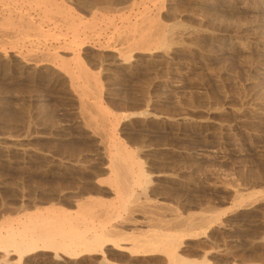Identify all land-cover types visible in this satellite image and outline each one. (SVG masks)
<instances>
[{"label":"rangeland","instance_id":"374dc122","mask_svg":"<svg viewBox=\"0 0 264 264\" xmlns=\"http://www.w3.org/2000/svg\"><path fill=\"white\" fill-rule=\"evenodd\" d=\"M11 1L0 0V9L30 15L38 25L27 1ZM55 1L71 9L76 39L59 23L60 29L40 22L46 36L40 39L0 30V109L15 113L14 127L0 128V220L51 205L73 212L87 197L113 200L100 136L85 127L68 78L41 56L27 61L76 41L85 43L79 59L103 87L101 104L123 118L116 140L150 181L134 192L151 208L132 219L209 218L226 210L205 224L207 232L196 226L193 237L183 238L180 255L199 264H264V0H165L160 21L172 43L133 52L112 67L105 64L115 59L111 51L120 48L129 14L133 22L144 9L155 10L156 1ZM104 248L78 257L37 252L20 263L18 255L0 252V264H167L163 255Z\"/></svg>","mask_w":264,"mask_h":264},{"label":"bare ground","instance_id":"6f19581e","mask_svg":"<svg viewBox=\"0 0 264 264\" xmlns=\"http://www.w3.org/2000/svg\"><path fill=\"white\" fill-rule=\"evenodd\" d=\"M25 1L32 9L31 11H34L35 15L40 18L41 23L48 22L47 24L51 23L54 26L59 23L71 31L72 34H76L74 39L77 38L79 25L70 13L71 9L66 8L67 5L64 6V4L54 2V0ZM11 2H14V0ZM153 2H155V10L143 8L144 11L138 17H135L136 20L134 18L135 21L131 22L129 14L128 20H125L127 23L126 32L121 30H118L122 32L120 34L116 32L119 34L117 41L121 43L120 48L114 46L115 49L111 52L115 53V59L112 62H107L106 67H112L118 61L126 62L133 52L148 53L152 50V47L154 49L164 48L172 43L167 37L168 28L160 21L161 10L166 2L165 0H154ZM40 22L35 25L30 15L26 16V14L10 10L7 7L0 9V30H2L1 28L5 30L19 29L23 31L21 33L33 34L32 37L46 38L45 33L41 30L40 26L42 25ZM59 26L55 27L60 29ZM84 44L72 41L70 44L66 43L59 48H54L52 51L46 50V52H40L37 55L30 54L27 61L31 62L41 56V58L39 57L41 62L48 64L50 67L52 66L53 69L57 68L58 71L64 72L63 74L68 78L70 87L78 95L79 100H77L80 102V108L87 118L88 126L85 127L92 130L94 137L95 135L100 136L99 143H101L102 155L106 161V166L103 169L108 174L104 184L113 195V200L109 203L98 198L87 197L78 199L73 204L75 208L73 212L55 208L51 205L25 212L14 218H3L0 220V252H4L6 256L10 254L18 255L17 262L20 263L25 256L37 252L48 251L53 252L56 256L62 254L67 257H78L93 253L98 254L102 252L104 247L111 246L114 251H130L141 256L163 255L167 259V264H199L186 260L180 255L179 250L182 241L195 235L194 230L198 228L196 226H203L204 228H201L203 230L209 229L206 228L205 224L218 221L220 216L221 218L224 216L226 210L224 209L225 212L223 210L214 212L215 214H211V218V215L209 218L203 215H189L187 218H181L170 213L171 218L165 221L164 219L153 220L149 218L150 220L139 222L132 219V216H140L143 209L148 211L146 207L151 208L148 207L147 200L146 202L140 200L142 193L138 195L134 192L135 188H140L141 185L144 187L150 181L147 182L148 175L144 173L134 154L116 140V128L123 118L113 114L101 104V89L103 87L101 88L100 80L97 75L91 73L92 71L89 72L84 67L82 60L79 59V49ZM122 45H127V47H121ZM26 52L28 53V51ZM60 53L71 54V60L66 61L67 59L61 57ZM27 61L25 60L24 63ZM243 202L245 203L244 200ZM234 206L239 207L240 204ZM121 212H124L126 217H122ZM127 226L134 227L133 230L136 231L133 234H125L122 229ZM144 228H147V230ZM197 230L199 231V229Z\"/></svg>","mask_w":264,"mask_h":264},{"label":"trees","instance_id":"16d2710c","mask_svg":"<svg viewBox=\"0 0 264 264\" xmlns=\"http://www.w3.org/2000/svg\"><path fill=\"white\" fill-rule=\"evenodd\" d=\"M15 113L11 110L0 109V128H13Z\"/></svg>","mask_w":264,"mask_h":264}]
</instances>
